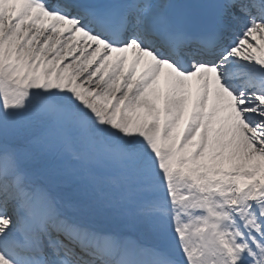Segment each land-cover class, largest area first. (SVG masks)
Listing matches in <instances>:
<instances>
[{
    "label": "snow or ice",
    "instance_id": "6c2138e0",
    "mask_svg": "<svg viewBox=\"0 0 264 264\" xmlns=\"http://www.w3.org/2000/svg\"><path fill=\"white\" fill-rule=\"evenodd\" d=\"M0 264H264V0H0Z\"/></svg>",
    "mask_w": 264,
    "mask_h": 264
}]
</instances>
